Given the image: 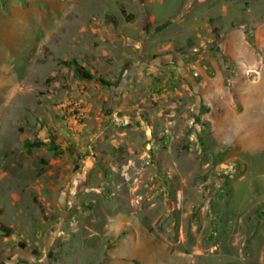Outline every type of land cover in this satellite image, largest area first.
<instances>
[{
    "label": "rangeland",
    "instance_id": "obj_1",
    "mask_svg": "<svg viewBox=\"0 0 264 264\" xmlns=\"http://www.w3.org/2000/svg\"><path fill=\"white\" fill-rule=\"evenodd\" d=\"M3 63L0 264H264V0H0Z\"/></svg>",
    "mask_w": 264,
    "mask_h": 264
},
{
    "label": "crops",
    "instance_id": "obj_2",
    "mask_svg": "<svg viewBox=\"0 0 264 264\" xmlns=\"http://www.w3.org/2000/svg\"><path fill=\"white\" fill-rule=\"evenodd\" d=\"M42 15L43 14L41 13L39 16L41 17ZM19 16H20L19 13H14L13 14V22L11 23V29L8 32V34L10 36H12L14 40H16V41L18 40V45L16 47H14L20 53V54H18V58H20L21 56L24 55V53L21 52L23 46L19 45V44H21L20 41H22L26 37V35L28 33H30L29 30L31 28L30 25H29L30 24L29 23L30 17L25 16L21 20H18L17 18H19ZM10 52L11 51L8 50V49L6 51L2 52V55L4 57L3 58L4 59L3 62H6L9 59V57L11 56L10 55ZM2 65L0 64V69H1L0 71H2L4 68H6V65L4 63ZM8 70H12V72L14 73V75H17L18 74V70H17V67H16L15 64L12 67H9ZM4 97H5V95H4ZM4 97L2 96V98H4ZM3 108H4L3 101L0 100V113H1V111H2Z\"/></svg>",
    "mask_w": 264,
    "mask_h": 264
}]
</instances>
